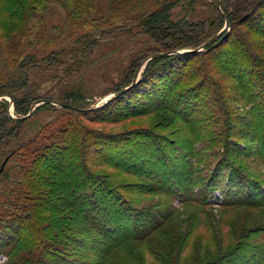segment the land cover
I'll return each mask as SVG.
<instances>
[{"label":"rangeland","instance_id":"374dc122","mask_svg":"<svg viewBox=\"0 0 264 264\" xmlns=\"http://www.w3.org/2000/svg\"><path fill=\"white\" fill-rule=\"evenodd\" d=\"M177 1L8 0L0 9V170L17 151L0 174V244L23 220L18 237L28 245L19 246L17 264L23 256L49 264H264V39L256 33L240 47L262 63L228 61L238 38L221 17L227 1L153 16ZM227 24L220 47L201 56L205 67L180 55L145 63L174 51L180 33L199 29L206 43ZM144 63L139 89L105 103ZM16 78L23 87H13ZM43 100L73 108L40 104L28 116ZM240 115L257 123V139L235 138ZM38 146L67 155L42 188L26 171L27 148ZM229 178L241 184L233 188L239 195H226ZM80 196L95 201L93 221L79 217L87 211ZM9 262L0 250V264Z\"/></svg>","mask_w":264,"mask_h":264},{"label":"trees","instance_id":"16d2710c","mask_svg":"<svg viewBox=\"0 0 264 264\" xmlns=\"http://www.w3.org/2000/svg\"><path fill=\"white\" fill-rule=\"evenodd\" d=\"M7 1L8 0H0V9L1 10H2V8H4L6 6ZM203 1H205V0H178L176 2V5L172 6L173 8H171V7L168 8L166 6H163L161 9L157 10L153 14V16L160 17L162 15H166V14H168L169 11H171L170 9L175 10L177 7H179L180 10H179L178 16L180 17L181 16L180 12H184L186 6L190 7V9L192 11H194L196 6H198V5L203 6L205 4ZM226 1H227V6L224 7ZM209 4L211 6H215L216 8H217L218 4L221 8L224 7L223 12H222L223 16H221V17H223V18L227 17V19L229 20V24L232 28V31L234 29H236V32H237L236 38H238V39L236 40L235 44L233 45V47L231 49L232 53L230 55H228V57H227L228 61H230L233 57H235V55H237V56L244 57V59H246L247 61H251L253 63H258V64L262 63L263 59L260 57V55L258 56V54L256 52L253 55L250 54L249 52H242L240 50V47H241V45L242 46L244 45V41L246 38H249L251 35L256 34V33L264 39V13L262 12L264 9V0H220V1L219 0H210ZM230 5H231V9L229 8ZM22 8H23V10L27 9L26 6L22 7ZM245 27L247 28L246 31L245 32L241 31L242 28H245ZM239 31L243 34H241ZM225 35L226 34H224L223 37L220 38V40L209 45L208 47L205 48L204 51H202L200 53L180 55L177 58H184V59L196 58V57L202 58L201 57L202 55H205V54L210 53L212 51H216L217 47H220L221 40L225 38ZM206 39L207 38L204 37V34L199 29L194 30L192 32L190 31L189 34L180 33V37L174 38L172 41V44H170V47L168 49L169 50L171 49L174 51L184 50V49L196 50V49L200 48L205 43ZM163 59H165V58H163ZM159 60H161V59H154V60H152V62H156ZM0 63L4 64V61L0 60ZM202 64H203V67L206 66L207 60L205 58H202ZM3 66H5V65H3ZM5 67H7V66H5ZM20 75H21V73H19L18 77H20ZM260 75L262 76V74H260ZM261 76H260V78L263 79L264 75H263V77H261ZM21 81H22V78H16L15 81L11 82V84L13 85L14 88L23 87V82L21 83ZM142 83H143V81L140 80L139 83L135 87H133L132 89L127 91L125 94L121 95L120 97L111 100L108 104H111L112 102L117 101V100L121 99L122 97H125L130 92L136 91V89H139L138 87H140L142 85ZM104 106H106V105H104ZM161 107H162V105H161ZM162 109H167V106L165 105L164 108H162ZM13 121H14V119H13ZM236 122L238 123V129L236 128L235 132H234L236 134V136H235L236 139L242 140V141H253V140L257 139L259 130L257 129V123L256 122H254L253 120H250L249 118H247V116H243V115L236 117ZM44 151L39 146L36 148H33V149L27 148V153L29 152V154L33 156V161L31 164H29L30 168H27L26 171L28 173H30L32 176H35V178H37L40 181L38 186H41V188L45 187L48 184V176H47L48 172H54L56 174L63 172L62 162L67 157V155L64 151L55 152L54 155H52V156L49 155L48 153L44 154ZM16 154H17V151H12L6 157V159L9 158V160H10L11 157L15 156ZM238 155H239V153H238ZM227 158L228 157H226V159ZM40 163H44L43 165H46L44 167L43 171L35 170L34 165L40 164ZM2 172H0V174ZM42 175H44V177H42ZM213 180H211L212 181L211 183L217 185L216 180L214 182H213ZM235 181H236V179H234V178L233 179L229 178V181H226V187L224 188V190H225L226 195L229 197L239 195V191L235 192L233 188H235L236 186L241 185V184L238 182H235ZM221 184L223 185V181H221ZM42 191H43V193L41 194L42 199L40 198V196H38V197L43 201V203H44L43 205L45 206L48 204L45 202V200L48 197L46 195L49 192H45V190H42ZM78 201H79V203L81 202L80 204L87 206V211L83 210V212L80 211L78 213L79 217L81 219H89V220L91 219L93 221V219H95L94 218L95 213L93 211L97 212L96 208L95 209L92 208V205L94 204L93 202H95V201L89 199L87 196H82V197L80 196L78 198V200H76V202H78ZM253 201L254 200H252L251 202H248L247 205H253V206L261 205V203L253 202ZM241 202L242 201H240V202L238 201L236 203L240 204ZM243 203L244 202H242V204ZM225 204L226 205H228V204L234 205L235 203L234 202H227V203L222 202V206ZM127 209H128L127 206L126 207L119 206L117 208V212H119V213L121 212V213L126 215V213L128 214ZM90 211H92V213H90ZM97 215H99V214L97 213ZM3 216L4 215H0V219ZM25 216L27 217V215H25ZM16 218L18 220H21L22 215H20V213H19V215L16 216ZM96 219H99V218H96ZM48 220H51V217H48ZM23 224H24L23 220L21 222H18V224H16V227L13 228L14 231L11 234L6 233L7 231H4V233L8 234V235H7V238H5V240L0 244V250H5L9 254V257H10L9 264H17L16 263V256H17L19 246L28 245V241H25V243H23L24 240H22L21 237H18V233L20 231L19 229L23 227L22 226ZM5 227L7 229L12 228V227H8V226H5ZM6 228H4V230H6ZM137 230H138V232L135 233L136 234L135 236L140 237L143 234L148 233L150 231V227L146 226L145 228H142L141 230L140 229H137ZM43 231H46V230L43 229ZM56 235H58V234L56 233ZM13 237L17 238V241L15 243L10 242V239ZM29 246L27 247L28 250L26 251L28 254L30 253V251H32V248H30ZM58 249H60V248L58 247ZM59 252L62 253L61 251H59ZM41 257L42 256H35L34 258H32V256H29V258H26V256L25 257L23 256L21 258V261H22V263L25 262L26 264H49L48 260L44 261V260H42Z\"/></svg>","mask_w":264,"mask_h":264},{"label":"water","instance_id":"95a60500","mask_svg":"<svg viewBox=\"0 0 264 264\" xmlns=\"http://www.w3.org/2000/svg\"><path fill=\"white\" fill-rule=\"evenodd\" d=\"M229 29H230V27L227 24L226 27L217 36H215L214 38L210 39L209 41H207L206 43H204L200 48H198L196 50H184V51L176 50V51H170V52H165V53H159V54H156V55L151 56L147 61H145V63L148 62V61L154 60V59H162V58H167V57L174 56V55H186V54H197V53H200V52L204 51L206 47H208L209 45L215 43ZM145 63L137 71V73H136V75L134 77V80H133V82H132V84L130 86L126 87L125 89L121 90L120 92H117V93L111 95L104 102L105 103H109L111 100L120 97L121 95L125 94L127 91H129L130 89H132L133 87H135L139 83V81H140L139 76H140L142 67L145 65ZM40 104H51V105H55V106L65 107V108H73L70 105L65 104V103H62V102L52 101V100H43V101H40V102H37L36 103V107L31 110V112L29 113L28 116H31L33 114V112L35 111V109ZM96 108H98V106H95L93 109H96ZM13 118L15 120H23L24 119V118H16V117H13ZM8 161H9V158H7L4 161L3 166H2V168L0 170V172L3 171V169L7 165Z\"/></svg>","mask_w":264,"mask_h":264}]
</instances>
